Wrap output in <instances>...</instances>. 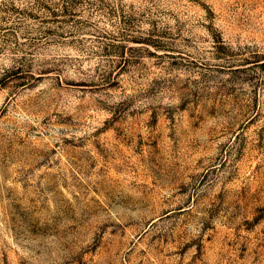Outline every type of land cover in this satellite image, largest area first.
Here are the masks:
<instances>
[{"label":"rangeland","instance_id":"obj_1","mask_svg":"<svg viewBox=\"0 0 264 264\" xmlns=\"http://www.w3.org/2000/svg\"><path fill=\"white\" fill-rule=\"evenodd\" d=\"M0 264H264V0H0Z\"/></svg>","mask_w":264,"mask_h":264}]
</instances>
